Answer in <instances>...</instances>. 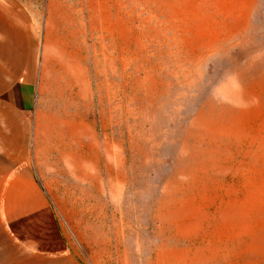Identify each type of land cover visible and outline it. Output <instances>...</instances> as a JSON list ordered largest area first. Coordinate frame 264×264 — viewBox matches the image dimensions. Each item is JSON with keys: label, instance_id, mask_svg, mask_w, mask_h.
Returning a JSON list of instances; mask_svg holds the SVG:
<instances>
[{"label": "rangeland", "instance_id": "374dc122", "mask_svg": "<svg viewBox=\"0 0 264 264\" xmlns=\"http://www.w3.org/2000/svg\"><path fill=\"white\" fill-rule=\"evenodd\" d=\"M7 1L0 264H264V0Z\"/></svg>", "mask_w": 264, "mask_h": 264}, {"label": "crops", "instance_id": "0c3cea01", "mask_svg": "<svg viewBox=\"0 0 264 264\" xmlns=\"http://www.w3.org/2000/svg\"><path fill=\"white\" fill-rule=\"evenodd\" d=\"M30 60V35L25 20L14 4L0 0V168L24 158L25 122L17 105L24 94L16 88L28 82L25 76Z\"/></svg>", "mask_w": 264, "mask_h": 264}]
</instances>
